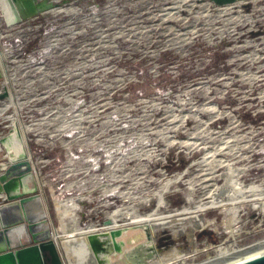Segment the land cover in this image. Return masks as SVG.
I'll list each match as a JSON object with an SVG mask.
<instances>
[{
	"label": "built area",
	"instance_id": "2783aa9c",
	"mask_svg": "<svg viewBox=\"0 0 264 264\" xmlns=\"http://www.w3.org/2000/svg\"><path fill=\"white\" fill-rule=\"evenodd\" d=\"M47 1L52 8L14 24H6L0 11V95L7 94L0 98V140L15 122L62 264H66L60 247L63 239L135 225L113 216L124 207L139 212L154 197L164 198L185 182L194 192L200 181L207 183L213 175L233 173L238 183L235 190L247 197L236 206L254 204L256 196H264V7L260 22L247 13L262 0L221 7L204 0L216 11L246 10L229 28L234 36L232 60L236 65L231 74L239 85L218 92L224 103L222 110L208 101L199 113L194 110L195 132L164 148L150 144L146 128L129 115L124 118L130 135L117 136L120 123L112 100L100 99L90 63L86 66L74 49V13L59 7L60 0ZM61 14L67 17L65 24ZM34 31H39L38 36ZM201 64L196 63L190 74L192 82L205 79L199 74L205 69ZM210 93L201 88L192 97L209 98ZM226 119L229 122L225 123ZM219 120L221 127L215 123ZM3 162L10 163L6 156ZM155 173L158 178L152 177ZM188 174L193 178L191 186L185 181ZM222 186H208L206 192ZM225 198L231 200L227 196L221 200ZM66 203L71 204L76 228L63 235L57 208ZM234 229H239L237 224Z\"/></svg>",
	"mask_w": 264,
	"mask_h": 264
},
{
	"label": "rangeland",
	"instance_id": "374dc122",
	"mask_svg": "<svg viewBox=\"0 0 264 264\" xmlns=\"http://www.w3.org/2000/svg\"><path fill=\"white\" fill-rule=\"evenodd\" d=\"M58 6L74 13V49L78 50L80 60L86 66L90 63V72L93 71L98 82L100 99L106 102L109 97L112 100L120 123L117 125L120 138L131 133L125 128L129 122L124 115H129L140 127L146 128L144 132L148 134L150 144L155 143L158 148H164L173 141H185L190 132H195L196 123L192 118L199 113L203 103L208 101V104L222 110L224 103L218 92L239 85L236 76L231 74L236 65L232 60L235 55L234 36L229 28L239 13H246L243 8L216 11L204 0H60ZM252 6L247 13L253 15V20L262 21L264 0ZM0 11L8 24V10L0 5ZM61 20L65 24L66 15L61 14ZM37 32L32 33L38 36ZM32 33H29L30 37ZM196 63L205 67L199 74L206 77L192 82L190 74ZM201 88L211 91L209 98L192 97L193 92L201 91ZM107 89L111 95L107 94ZM228 106L234 108L235 104ZM226 122L229 121L226 119ZM212 128L216 129L213 125ZM152 177L158 178V174ZM226 178L213 175L210 182L200 181L194 192L185 182L178 185V191L164 198L154 197L139 212L124 207L121 220L136 225L165 220L192 214L182 211L184 208L195 211L199 204L215 200V207L192 214L201 215L204 221L203 230L197 234L198 255L177 262L197 264L213 256L216 252L214 247L224 248L232 242L233 237L229 233L232 215L222 211L233 200L231 192H221L223 189L220 191V187L210 194L206 192L212 185L222 186ZM185 181H189L191 186L192 176H185ZM226 196L231 200H221ZM155 204L157 207L153 208ZM252 205L244 204L235 216L239 227L235 233L240 246L264 240V211L261 205L256 208Z\"/></svg>",
	"mask_w": 264,
	"mask_h": 264
},
{
	"label": "water",
	"instance_id": "95a60500",
	"mask_svg": "<svg viewBox=\"0 0 264 264\" xmlns=\"http://www.w3.org/2000/svg\"><path fill=\"white\" fill-rule=\"evenodd\" d=\"M210 1L221 7L244 0ZM0 5L15 21L31 19L53 7L47 0H0ZM6 96L3 93L0 98ZM0 146V264H62L15 122L9 134L0 140ZM4 156H8L10 163L2 161ZM57 211L64 231L75 230L71 204L59 206ZM203 223L201 215L183 214L109 232L68 237L60 243L61 254L66 264H155L184 260L196 255L197 234L203 230Z\"/></svg>",
	"mask_w": 264,
	"mask_h": 264
},
{
	"label": "bare ground",
	"instance_id": "6f19581e",
	"mask_svg": "<svg viewBox=\"0 0 264 264\" xmlns=\"http://www.w3.org/2000/svg\"><path fill=\"white\" fill-rule=\"evenodd\" d=\"M227 177H229V179L226 181V183L222 187L219 188V190L221 191V189H223L224 191L222 190L221 192H226V191L231 192L230 195L232 196L231 198L233 199L232 202L229 203L230 206L228 205L227 207H224L222 209V211H224L226 213H230L232 215V220H231L232 223L229 225L230 226L229 227V233L233 237L232 242L229 243L228 246L224 247V248L214 247L216 250L214 255L211 257L209 256L205 260L199 261V263H197V264H257L258 262L264 261V240L257 241L256 243H253L251 245H242V246L238 245V242L236 239L237 233H235L237 230L233 229L234 224L237 223V221L234 220V217H235V215H237V213L239 212V209H240V207L236 206V204L244 202L245 198H247V197H245L243 195L241 196L243 191L235 190V188H237V186H238V183L235 181V179L233 177V173L229 174ZM229 187H233L234 189H231ZM246 191L252 192L253 189H247ZM238 195L241 196V197H239V199L237 197ZM256 198L258 199V201L256 203H254L252 206H254V208H256V207H259L261 205L262 210L264 211V196L263 197L262 196H256ZM216 203L217 202L215 200L211 201L209 204L201 203L197 206V209L195 211H191L188 208H184L182 213L183 212L184 213L190 212L193 214V213L197 212V210L200 212H205L208 209L215 207ZM221 207H223V206H221ZM113 218H120L121 219V213L119 215L113 216ZM145 218H147V217H145ZM154 218H157V217H154ZM159 218H161V217H159ZM127 223H129V221ZM70 232H72V231H69V232L66 231L65 232L63 229V226H62V234L63 235H66V234L68 235V234H70ZM210 248H212V247L210 246ZM197 255H198V253L195 256H197ZM178 261L179 260H175V261H171L170 263H162L161 262L160 264H177Z\"/></svg>",
	"mask_w": 264,
	"mask_h": 264
},
{
	"label": "crops",
	"instance_id": "0c3cea01",
	"mask_svg": "<svg viewBox=\"0 0 264 264\" xmlns=\"http://www.w3.org/2000/svg\"><path fill=\"white\" fill-rule=\"evenodd\" d=\"M6 21L8 24H14L17 23V21H15L14 17L12 16L11 13L8 14V16L6 15Z\"/></svg>",
	"mask_w": 264,
	"mask_h": 264
}]
</instances>
